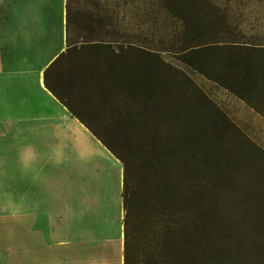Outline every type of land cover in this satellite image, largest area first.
<instances>
[{
  "label": "rangeland",
  "instance_id": "374dc122",
  "mask_svg": "<svg viewBox=\"0 0 264 264\" xmlns=\"http://www.w3.org/2000/svg\"><path fill=\"white\" fill-rule=\"evenodd\" d=\"M71 8V43L78 48L92 42L99 45L74 53L59 71L49 74L56 91L96 134L127 154L139 174L155 156L148 150L154 139L181 149L195 141L200 128L206 143V264H264V116L229 90L249 69H238L234 58L227 60L216 50L203 53L202 60L193 59L203 73L182 60L189 48H264V0H71ZM139 49L158 54L174 79L184 82L186 107L179 104L180 93L175 90L162 105L160 86L148 94L154 108H144L140 119H130L127 109H104L102 90L119 91L125 97L146 94L148 62ZM255 58L264 61V54ZM85 59L92 66L89 91L80 87ZM139 85L141 89L136 88ZM147 124L156 128L154 134ZM63 164L67 168V162ZM95 169L102 172L98 180L108 183L117 235L121 169L107 160ZM92 180L97 196L100 184ZM19 213L0 208V264H23L25 226Z\"/></svg>",
  "mask_w": 264,
  "mask_h": 264
},
{
  "label": "crops",
  "instance_id": "0c3cea01",
  "mask_svg": "<svg viewBox=\"0 0 264 264\" xmlns=\"http://www.w3.org/2000/svg\"><path fill=\"white\" fill-rule=\"evenodd\" d=\"M66 6L0 0V208L23 215V264H123V201L114 235L109 186L95 169L119 165L123 191L122 163L45 86L48 68L79 45Z\"/></svg>",
  "mask_w": 264,
  "mask_h": 264
},
{
  "label": "trees",
  "instance_id": "16d2710c",
  "mask_svg": "<svg viewBox=\"0 0 264 264\" xmlns=\"http://www.w3.org/2000/svg\"><path fill=\"white\" fill-rule=\"evenodd\" d=\"M66 10L67 21L70 24L71 0H67ZM97 45L99 44L92 42L83 45L84 48L78 46L69 48L46 71V88L74 115L76 114L72 106L52 87L48 76L59 71L63 63L74 53L80 54L82 49L92 50L98 47ZM217 47L186 49L182 60L196 70H200L194 65L193 59L202 60L205 52L216 50L224 54L227 60L234 58L238 63V69L247 67L249 70L245 77L238 80V86L229 90L258 114L264 116V61L255 58L256 55L264 54V48L242 45ZM138 52L148 62L147 76L143 85L146 94L144 96L131 94L125 97L119 91L102 90L99 93L102 96L104 109L106 111L127 109L130 119H140L144 114V108L147 111L154 108L155 103L148 94L154 93V90L160 89V86L164 88L162 105L167 104L166 100L171 98V92L175 90L180 93L179 104L186 107L188 96L184 91V82L174 79L169 66L158 54L142 49ZM90 61L83 60L82 68L85 73L80 82V87L87 91L93 88ZM200 71L203 73L202 70ZM105 78L106 76L103 80ZM136 88L141 89V86ZM143 101H145L144 106H140ZM78 119L123 166V264H206L207 231L203 183L206 164L203 153L206 143L201 129H196L195 141L189 146L182 145L181 149L173 148V144L169 141L154 139L149 144L148 150L155 156L146 161L147 163L144 164L146 168L139 174L135 172V164L127 154L119 152L105 138L96 134L91 125L82 118ZM147 125L149 132L154 134L156 128L152 124Z\"/></svg>",
  "mask_w": 264,
  "mask_h": 264
}]
</instances>
